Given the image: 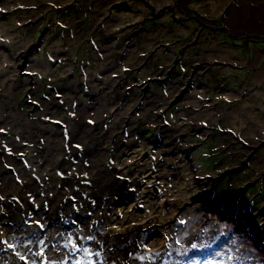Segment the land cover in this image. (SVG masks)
<instances>
[{"label": "rangeland", "instance_id": "rangeland-1", "mask_svg": "<svg viewBox=\"0 0 264 264\" xmlns=\"http://www.w3.org/2000/svg\"><path fill=\"white\" fill-rule=\"evenodd\" d=\"M3 187L0 264H192L206 243L264 264V0H0ZM147 215L158 228L117 233Z\"/></svg>", "mask_w": 264, "mask_h": 264}, {"label": "bare ground", "instance_id": "bare-ground-1", "mask_svg": "<svg viewBox=\"0 0 264 264\" xmlns=\"http://www.w3.org/2000/svg\"><path fill=\"white\" fill-rule=\"evenodd\" d=\"M52 1H55V0H52ZM167 1H169V0H150V2L152 3V4H154V6H155V8L157 9V10H161L163 7H164V5L167 3ZM161 8V9H160ZM106 55V54H105ZM103 61V60H102ZM104 65V64H103ZM105 68V69H104ZM107 68V69H106ZM39 69H41V71H42V68H39ZM101 69H103V71H107L108 72V69L110 70V66L109 67H101ZM34 71V70H33ZM35 71H38L39 72V70H35ZM111 71V70H110ZM106 72V73H107ZM100 82H102V81H100ZM100 82H98L97 81V83H98V85H100ZM105 85V84H104ZM103 85V86H104ZM8 86L11 88L12 87V85L11 84H8ZM92 86V85H91ZM96 87V86H95ZM9 88V90H12V89H10ZM102 90V89H101ZM105 90V89H104ZM73 94V93H72ZM84 107H86V105L84 106ZM97 107V106H96ZM86 109H89L88 107H86ZM98 109V108H97ZM84 113H87V112H85V111H83ZM82 111H81V114L82 115H84V117H81V114L79 113V118H80V120H81V125H77V126H75V127H73L72 126V128L71 129H73L74 130V132H73V135H77L78 134V136H76V138H74L75 139V141L76 142H81V144H84L87 140L89 141V134L88 133H86V131H83L84 130V123H85V121L86 120H89V118H93L94 116H98V113L96 112V111H94V113H95V115H93L92 116V112H90V113H88V114H86L87 116H85V114L83 113ZM78 116V115H77ZM10 121V120H9ZM55 124V126H57V127H59L60 125L59 124H56V123H54ZM61 127H63V126H61ZM170 127H171V125H170ZM26 128V127H25ZM172 129H174L173 127H171ZM19 130H20V128H19ZM19 130H17V131H19ZM20 131H23V130H20ZM26 133V132H25ZM27 134V133H26ZM89 136V137H88ZM64 138H66L65 136H64ZM92 138V137H91ZM35 140V136H29V138H28V141H34ZM49 140H52V141H55L54 143H58L57 141V136L56 137H52V138H50ZM66 140V139H65ZM34 143V142H33ZM52 143V142H51ZM56 144H54V145H52V146H50L49 147V149H50V151H52L53 149H55V145ZM66 144L68 145L69 144V140H66ZM89 145V146H88ZM87 147L88 148H94L93 147V142L92 141H90V142H87ZM52 148V149H51ZM125 153V152H124ZM123 153L121 152L120 153V155H119V157H117V159H120V157H122L121 155H122ZM4 155V154H3ZM94 156V155H93ZM95 156H97V154H95ZM100 156V155H99ZM102 158V157H101ZM104 158V157H103ZM14 161V160H13ZM100 161H101V159H100ZM81 164H83V161L81 160V161H79ZM90 165V169H87V171H85V173H84V175H87V176H84L85 177V179H86V181H88L89 183H94V185H96V188L98 187V188H101L102 187V185H103V183H101V181L102 180H100V181H98L99 179V176L100 175H102V173H103V171H104V167H107V166H110L109 164H106V163H103L101 166H100V164L99 163H96V162H93V163H89ZM94 164V165H93ZM11 179V178H10ZM32 183V182H31ZM22 186V185H21ZM13 187V186H12ZM8 189V188H7ZM0 191H3L4 193L2 194V193H0V197H1V201H3L5 198H6V191L8 192L9 190H5V188L3 187L2 189H0ZM10 192V191H9ZM140 192V191H139ZM172 193V192H171ZM136 194V193H135ZM173 194V193H172ZM134 195V194H133ZM179 196H183L182 194H179ZM13 197V196H12ZM66 198V197H65ZM161 199V201H160V203L159 204H157L158 205V209H159V207H162L163 208V206H166V208L167 209H170V206H172V201H169V200H167V199H165V198H160ZM116 203V202H115ZM111 205H112V202L110 203ZM0 205H2L1 203H0ZM130 204H128V206H129ZM6 206V205H5ZM109 206V205H108ZM100 207L101 206H99V208H96V207H91V208H88L87 209V213H90V212H94V211H97V209H100ZM7 208V207H6ZM93 208H95V210H93ZM151 208H152V206H151ZM153 209H154V207H153ZM152 209V210H153ZM24 210V209H23ZM75 210V209H74ZM22 212V211H21ZM77 213H79V212H77ZM76 213V211H75V214H77ZM80 213H84V212H80ZM95 213H97L98 214V212H95ZM33 214V213H32ZM35 214H36V211H35ZM85 214V213H84ZM84 214H81L82 216L84 215ZM1 215H3V213L1 214ZM34 215V214H33ZM80 215V216H81ZM85 215H87V214H85ZM9 216H10V214H9ZM81 216V217H82ZM48 217V216H47ZM61 217V216H60ZM63 217V216H62ZM9 218V217H8ZM23 218V217H22ZM37 218V217H36ZM147 218H148V221H144V220H140V221H136V222H133V224L132 223H130V224H128V225H124V226H122V229H120V230H116L117 231V233H120V235H122V236H134V237H138L139 236V233H142V232H145V231H147V230H155V228H158L159 227V225H160V220H158L157 219V217H150V215L148 216L147 215ZM151 218V219H150ZM32 219V218H31ZM64 219V218H63ZM89 220V219H88ZM0 221H1V219H0ZM28 221V219H26V218H24V222L26 223ZM90 221H92V220H90ZM94 221V223H95V220H93ZM178 220H175L174 221V223H172L175 227H174V229H176L177 227H176V222H177ZM125 222V221H124ZM12 223H14V222H12ZM17 223H21V221L20 222H17ZM23 223V222H22ZM37 223V222H36ZM39 223V222H38ZM43 223V222H42ZM41 223V224H42ZM49 223V222H48ZM53 223V222H52ZM61 223V222H60ZM5 224H6V227H7V225H9L8 224V222L6 223L5 222ZM40 224V223H39ZM74 224V223H73ZM78 224V226L80 225H82V223H77ZM96 224V223H95ZM122 224H123V222H122ZM158 224V225H157ZM1 225V224H0ZM27 225H29V224H27ZM54 225H55V223H54ZM97 225V224H96ZM15 226H16V222L14 223V228H15ZM32 226H33V228H35V227H38V226H40V225H38V224H35V223H32ZM65 226V225H64ZM87 226V225H86ZM50 227V226H49ZM63 227V226H62ZM5 228V227H4ZM17 228V227H16ZM116 228V227H115ZM7 230H8V228H6ZM5 229V230H6ZM31 229V228H30ZM77 229V228H76ZM171 229H173V228H170V230ZM17 230H19V229H17ZM79 230V229H78ZM170 230H169V232H170ZM198 230V229H197ZM2 230L0 229V232H1ZM43 231V230H42ZM81 231V230H80ZM161 231V230H160ZM25 232H26V234L27 233H29V229H26L25 230ZM55 232V231H54ZM99 232V231H98ZM199 232V231H198ZM18 233V232H17ZM171 233V232H170ZM68 234V233H67ZM74 234V233H73ZM19 235V234H18ZM64 235V234H63ZM95 235V234H94ZM93 235V236H94ZM162 235V238H164L165 237V234L163 235V234H161ZM53 236V235H52ZM66 236V235H65ZM171 236V235H170ZM189 236V235H188ZM198 236H200V234H198ZM12 237V236H11ZM140 237V236H139ZM142 237V236H141ZM31 237H29V239H30ZM64 238V237H63ZM131 238V237H130ZM17 239V238H16ZM28 239V240H29ZM103 239V238H102ZM173 239V238H172ZM79 240V239H78ZM86 240V239H85ZM93 240V239H92ZM136 240H139V239H136ZM184 241H183V243H182V246H185V243L187 242L188 243V240H186V239H183ZM9 241V240H8ZM14 241V240H13ZM162 242H161V246H162V248H165V246L166 247H170V244H172V243H167V245L165 244V242H164V240L162 239L161 240ZM171 241V240H170ZM19 242V241H18ZM68 242V241H67ZM96 242V241H95ZM130 242L131 241H129V242H126V244H130ZM172 242V241H171ZM8 243V242H7ZM75 243V242H74ZM181 243V242H180ZM10 244V243H9ZM9 244H6V246L5 247H7ZM37 244V243H36ZM40 244V243H39ZM38 244V245H39ZM51 244V243H50ZM100 244V243H99ZM125 244V243H124ZM126 244H125V246H126ZM165 244V245H164ZM179 244V243H178ZM202 243H200V245H201ZM207 244H209V243H206V244H204V248L203 249H201L202 248V246L201 247H199V248H197L196 250L197 251H194V253L195 252H199V253H201V252H205L206 250L205 249H207L206 248V245ZM19 245V244H18ZM42 245V244H41ZM47 245V244H46ZM48 245H49V243H48ZM20 246V245H19ZM25 246V245H24ZM24 246H22V247H24ZM160 246V243L158 244V246H157V248ZM3 247V246H2ZM12 247L13 248H16L14 245H12ZM27 247V246H26ZM74 247V246H73ZM95 247V246H94ZM8 248H11V247H7V251H10V250H13V249H8ZM20 248V247H19ZM59 248V247H58ZM66 248V247H65ZM75 248V247H74ZM179 248H180V246H179ZM184 248V247H183ZM6 249V248H5ZM23 249H25V248H23ZM93 249V248H92ZM191 249H192V247H191ZM38 249H36V251H37ZM43 250V249H42ZM45 250V249H44ZM50 250H52V249H50ZM56 250V249H55ZM88 250V249H87ZM115 250H120V249H115ZM130 250H132V249H130ZM146 250V249H145ZM213 250V249H212ZM212 250H209V248L207 249V251H212ZM27 251V250H26ZM35 251V250H34ZM54 251V250H53ZM110 251H112V250H110ZM109 251V252H110ZM135 251H137V250H135ZM134 251V252H135ZM166 251V250H165ZM187 251V250H186ZM30 252V251H29ZM39 252V251H38ZM52 252V251H51ZM103 252V251H102ZM115 252H117V251H115ZM3 252H1L0 253V256H1V254H2ZM8 253V252H7ZM19 253V252H18ZM62 253H63V251H62ZM67 253V252H66ZM100 253V252H99ZM136 253V252H135ZM135 253H128L129 255L128 256H130V255H133V254H135ZM187 253H189V251H187ZM6 254V253H5ZM59 254V253H58ZM88 254H89V252H88ZM139 254V253H138ZM142 254V253H141ZM18 255V254H17ZM27 255V254H26ZM53 255H54V253H53ZM63 255H65V254H63ZM79 255V254H78ZM145 255V254H144ZM36 256V255H35ZM46 256V255H45ZM48 256H49V254H48ZM76 255L75 254H73L72 256H71V258L73 259L74 257H75ZM218 256H221V253L219 254V253H215V255H214V257H210L208 260L209 261H206V262H204V263H201V264H211V261L214 259L215 261H218V258H215V257H218ZM2 257H5V256H2ZM50 257V256H49ZM55 257V256H54ZM81 257V256H80ZM154 257V256H153ZM188 257L189 256H185V258H187L188 259ZM6 258V257H5ZM16 258H17V260H19L18 259V257L16 256ZM30 259L31 258H33V257H29ZM37 258V257H36ZM65 258V257H64ZM78 258V257H77ZM84 258V257H83ZM94 258V257H93ZM151 258V257H150ZM0 259L2 260V258L0 257ZM13 259H15V258H13ZM37 259H39V258H37ZM63 259V258H62ZM79 259H81V258H78V260ZM139 259V258H138ZM138 259H137V261H138ZM155 259H157L156 261V263H158V262H161L162 263V261H164L165 260V258H163V259H159V258H155ZM222 259H224V255H222ZM32 260V259H31ZM45 259L43 258V259H41V262L43 263V261H44ZM52 260V259H51ZM54 260H56V259H54ZM76 260L77 259H75V262H76ZM130 260L131 259H129L128 257H127V259L125 260V264H131V262H130ZM57 261V260H56ZM186 260H184V262H185ZM193 261V262H192ZM4 262V261H3ZM7 262V261H6ZM36 262V261H35ZM61 262V261H60ZM84 262L87 264L88 262H91V261H85V259H84ZM134 262V261H133ZM168 262H170L171 264H175L176 262H177V260H175L174 258H172V257H169L168 259H167V262L165 263V264H168ZM188 262V261H187ZM191 262H192V264L194 263V264H196L197 262H198V260H196V259H194L193 258V260H191ZM13 263V262H12ZM20 263V262H19ZM39 263V262H38ZM56 263V262H55ZM54 263V264H55ZM58 263V262H57ZM71 263H73V262H71ZM80 263V262H79ZM83 263V262H82ZM92 263V262H91ZM1 264H2V262H1ZM25 264H29L27 261H26V263ZM32 264H33V262H32ZM49 264V263H48ZM78 264V263H77ZM84 264V263H83ZM135 264H137V263H135Z\"/></svg>", "mask_w": 264, "mask_h": 264}, {"label": "snow or ice", "instance_id": "snow-or-ice-1", "mask_svg": "<svg viewBox=\"0 0 264 264\" xmlns=\"http://www.w3.org/2000/svg\"><path fill=\"white\" fill-rule=\"evenodd\" d=\"M39 242H40V241H39V239L37 238V243H39ZM4 243H7V241H4ZM9 247H12V245L9 244ZM196 247H197L196 244H193V245H192V248H193V249H196ZM40 255H41V257H43V256H44V252L41 251ZM225 256L227 257V259H220V260H218V261L213 262V264H231L232 257L227 256V254H225ZM21 258L24 259V257H21ZM43 264H48V261H47V260H44V261H43ZM78 264H79V262H78Z\"/></svg>", "mask_w": 264, "mask_h": 264}]
</instances>
